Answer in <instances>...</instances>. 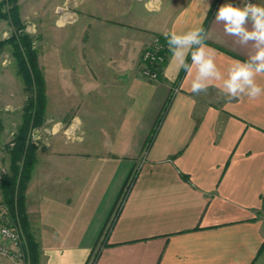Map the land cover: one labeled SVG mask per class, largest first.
I'll return each mask as SVG.
<instances>
[{
    "label": "crops",
    "instance_id": "crops-1",
    "mask_svg": "<svg viewBox=\"0 0 264 264\" xmlns=\"http://www.w3.org/2000/svg\"><path fill=\"white\" fill-rule=\"evenodd\" d=\"M245 2L90 0L97 21L62 22L67 116L39 131L25 192L37 264H264V96L195 95L172 54L159 81L140 72L156 38L202 27L226 75L251 42L238 45L215 14Z\"/></svg>",
    "mask_w": 264,
    "mask_h": 264
},
{
    "label": "rangeland",
    "instance_id": "rangeland-1",
    "mask_svg": "<svg viewBox=\"0 0 264 264\" xmlns=\"http://www.w3.org/2000/svg\"><path fill=\"white\" fill-rule=\"evenodd\" d=\"M89 1L0 0V42H7L0 49V202L9 209L10 215V207L4 203L1 183L5 176L12 174L14 142L27 124L30 128L28 142L34 144L31 138L33 130L41 131L43 128L44 131L45 127H54L51 123L64 113L60 108L61 24L67 20L97 21L98 16L87 6ZM19 35L29 38L30 58L21 55L14 45L13 40ZM48 84L50 92L47 93ZM40 106L44 107L42 114L36 110ZM64 111L66 115L67 110ZM75 113L76 110H70L65 120ZM47 119L52 121L46 124ZM11 219L27 243L24 228L14 221L12 215Z\"/></svg>",
    "mask_w": 264,
    "mask_h": 264
},
{
    "label": "clouds",
    "instance_id": "clouds-1",
    "mask_svg": "<svg viewBox=\"0 0 264 264\" xmlns=\"http://www.w3.org/2000/svg\"><path fill=\"white\" fill-rule=\"evenodd\" d=\"M215 22L222 24L224 33L235 37L238 45L247 46L251 42V51L246 60H234L225 75L216 64L214 50L205 43L207 35L202 27L184 34H168L167 46L173 59L192 77L191 93H206L210 86H215L230 99L246 96L255 101L264 96V85L258 82L264 79V6L247 0L242 7L225 3L218 8ZM189 53L190 63L186 59ZM31 138L38 142L39 131L33 130Z\"/></svg>",
    "mask_w": 264,
    "mask_h": 264
},
{
    "label": "trees",
    "instance_id": "trees-1",
    "mask_svg": "<svg viewBox=\"0 0 264 264\" xmlns=\"http://www.w3.org/2000/svg\"><path fill=\"white\" fill-rule=\"evenodd\" d=\"M162 40L164 39L162 38ZM13 42L14 45L19 48V52L21 55L27 56L28 58L31 57L32 52L31 47L29 45L30 41L27 36L19 35L16 39L13 40ZM6 43L7 42H0V49ZM22 47H24V49ZM187 62H191V56H189ZM34 108H36L35 104ZM167 108L168 106H166L165 111L167 110ZM36 110H38L39 114H42L44 111V107L40 106ZM29 129L26 124L24 130H22V132L19 134L18 138L14 142V148L12 150V155L14 158L12 174L4 177L1 183V188L4 203H6L10 207L12 218L14 219V221H18L25 230V235L27 239L26 246L29 253L28 257H30L29 260L31 261V264H37L39 257V246L37 241L35 240L33 233L31 232L30 223L25 208V192L27 189L28 182L30 181L32 171L37 163V146L35 144H30L27 138ZM155 133L156 131L154 130V132L152 133V137H150V139L148 140L149 144H151ZM134 175L135 174H132L126 181L119 196L118 203L122 202V200L125 198L127 192L126 190L129 189L132 182L135 180ZM108 232L109 231H106V233L104 234V238L108 235ZM97 256L98 251L95 250L93 252L94 259Z\"/></svg>",
    "mask_w": 264,
    "mask_h": 264
},
{
    "label": "built area",
    "instance_id": "built-area-1",
    "mask_svg": "<svg viewBox=\"0 0 264 264\" xmlns=\"http://www.w3.org/2000/svg\"><path fill=\"white\" fill-rule=\"evenodd\" d=\"M170 55L167 41L156 38L141 56V75L149 81H159V71ZM13 223L9 209L0 202V257L11 259L13 264H30L24 237Z\"/></svg>",
    "mask_w": 264,
    "mask_h": 264
}]
</instances>
